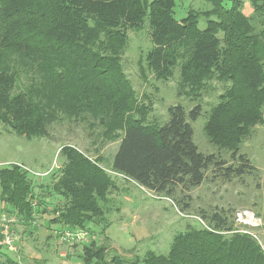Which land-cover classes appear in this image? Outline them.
Masks as SVG:
<instances>
[{
    "label": "trees",
    "instance_id": "1",
    "mask_svg": "<svg viewBox=\"0 0 264 264\" xmlns=\"http://www.w3.org/2000/svg\"><path fill=\"white\" fill-rule=\"evenodd\" d=\"M205 1L211 9H191L179 20L177 0H0V124L33 137L47 134V124L60 112L90 114L109 139H121L111 169L117 175L170 198L178 186L202 184L209 167L222 163L200 152L194 141L188 116L196 119L201 105L189 115L184 106H171L169 121L143 125L121 55L128 32L148 25L154 43L149 62L159 75L183 57L185 94L202 95L213 79L226 83L205 131L213 142L238 149L264 124V0H249L251 15L244 13L243 0H231L230 6L225 0ZM201 13L205 28L199 26ZM60 152L63 166L42 174L52 173L51 187L33 181L23 165L0 169L4 210L25 224L53 212L50 224L62 227L55 232L90 233L92 224L107 219L104 206L120 188L117 178L100 157L91 159L68 145ZM239 159L237 167L223 169L229 179L256 169L246 154ZM52 195L59 197L55 205L47 200ZM234 213L203 215L210 226L179 233L167 254L151 251L127 261L108 257L109 247L94 239L80 258L83 264H264L259 240L234 231Z\"/></svg>",
    "mask_w": 264,
    "mask_h": 264
},
{
    "label": "rangeland",
    "instance_id": "2",
    "mask_svg": "<svg viewBox=\"0 0 264 264\" xmlns=\"http://www.w3.org/2000/svg\"><path fill=\"white\" fill-rule=\"evenodd\" d=\"M243 2L244 13L251 15L253 8L249 0ZM230 4L231 0H225V6ZM191 9L200 13L211 9V5L205 0H177L176 18H184ZM203 15L200 14V28L206 27ZM128 33L121 59L123 70L135 90L139 109L136 116L143 125H161L169 121L171 106L180 104L189 115L190 110L200 104V115L196 119L188 116L194 141L200 152L213 154L222 164L210 166L202 184L190 189L178 186L170 198L145 189L111 170L121 139H109L104 125L90 114L69 116L60 112L51 124H47V134L33 137L21 135L10 125L1 123L0 169L7 164L23 165L33 181L51 187V174L63 166L60 151L68 145L91 159L100 157L101 166L117 178L120 188L112 191L110 202L104 206L107 219L101 228L106 227L105 231H100L101 225L92 224L90 233L82 230L87 233L84 239L70 243L61 232H55L62 229L60 224H50L53 212L38 214L33 223L25 224L5 211L0 186V234L2 225H6L14 236L12 246L0 245V264H83L80 258L82 248L94 239L97 245L109 247L108 257L119 255L127 261L141 259L151 251L167 254L179 233L204 226L201 220L210 226L203 215L211 217L222 209H235L234 231L251 230L241 225L239 228L236 224L237 210L247 209L261 217V226L253 230L258 233L264 248V124L257 125L252 136L236 150L213 142L205 126L211 110L225 91L226 83L213 79L202 90V95L185 94L180 87L184 58L178 57L170 70L159 75L149 62L154 48L149 26ZM240 154H246L256 169L229 179L223 169L240 165ZM50 171L49 178L41 175Z\"/></svg>",
    "mask_w": 264,
    "mask_h": 264
},
{
    "label": "built area",
    "instance_id": "3",
    "mask_svg": "<svg viewBox=\"0 0 264 264\" xmlns=\"http://www.w3.org/2000/svg\"><path fill=\"white\" fill-rule=\"evenodd\" d=\"M43 175L46 173H42ZM41 174V175H42ZM236 224L239 226H244L249 229H239V231L244 232V233H249L250 235H252L254 238H256L257 240H259V235L257 232H255L253 229H255L256 227H260L262 224V218L257 216L253 211L247 210V209H242V210H237L236 212ZM202 224L204 226L207 227V224L201 220ZM236 225V226H237ZM62 236L63 238L68 241V242H72V241H77V240H81L84 239V237L86 236V232L82 231V230H77V231H64L62 232ZM14 242V236L13 234L10 232L9 230V226L6 225H2L1 228V234H0V245H8V246H12Z\"/></svg>",
    "mask_w": 264,
    "mask_h": 264
},
{
    "label": "crops",
    "instance_id": "4",
    "mask_svg": "<svg viewBox=\"0 0 264 264\" xmlns=\"http://www.w3.org/2000/svg\"><path fill=\"white\" fill-rule=\"evenodd\" d=\"M47 200H48V203H50L51 201H53V205H55L56 202L59 200V197L52 195V196H49L47 198ZM50 205L51 206H49V210H51V207H52V204H50Z\"/></svg>",
    "mask_w": 264,
    "mask_h": 264
}]
</instances>
